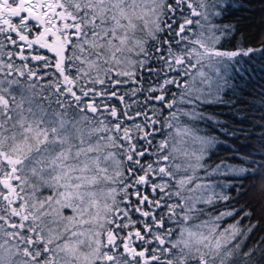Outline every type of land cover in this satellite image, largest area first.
Masks as SVG:
<instances>
[{
    "label": "snow or ice",
    "instance_id": "6c2138e0",
    "mask_svg": "<svg viewBox=\"0 0 264 264\" xmlns=\"http://www.w3.org/2000/svg\"><path fill=\"white\" fill-rule=\"evenodd\" d=\"M234 3L0 0V264H264V135L194 127L264 60Z\"/></svg>",
    "mask_w": 264,
    "mask_h": 264
},
{
    "label": "trees",
    "instance_id": "16d2710c",
    "mask_svg": "<svg viewBox=\"0 0 264 264\" xmlns=\"http://www.w3.org/2000/svg\"><path fill=\"white\" fill-rule=\"evenodd\" d=\"M243 3L244 8L239 9V4ZM264 17V3L261 0H235L234 3V15L230 17L232 22L240 20L241 28L244 30V34L251 40L255 38L259 39L260 31V20ZM227 22V21H226ZM248 73L245 75V81H241L243 86L245 82L247 87L243 94L237 92L235 96L230 94V103L235 104L236 107L232 108L228 104L225 105H203L202 108L207 115H215L216 118L221 122L229 125L228 129H221L219 125L215 122H210L208 120L194 122V127H196L201 135H211L215 136L218 143L215 148L210 149L211 155L206 158V162L209 166H214L219 163L221 159L231 156V152L225 151L227 145H231L233 148L241 147L247 144H253L258 146V140L261 135H264V125L261 117H264V60L257 57L255 60L251 61L248 65ZM243 121L242 123L240 121ZM244 129L243 133L237 132L236 135L240 138L235 140L234 137L229 136L225 141L224 133L230 131L231 129ZM251 135V139H246L245 137ZM197 146L189 144L188 149L191 151ZM243 154V153H241ZM258 159V157H257ZM203 175V173H200ZM216 192L225 191L229 192L232 196H237V192H242L248 189H252L248 196L240 199V203L243 204L253 197V204L258 208V201L261 199L260 195L257 193L256 189L253 188L254 185L258 186L261 181L256 179L248 180H226L223 176H213L210 178ZM231 183L233 187L228 188V184ZM243 183L244 188L240 189L239 184Z\"/></svg>",
    "mask_w": 264,
    "mask_h": 264
},
{
    "label": "rangeland",
    "instance_id": "374dc122",
    "mask_svg": "<svg viewBox=\"0 0 264 264\" xmlns=\"http://www.w3.org/2000/svg\"><path fill=\"white\" fill-rule=\"evenodd\" d=\"M260 32V31H259ZM263 122H264V120H263Z\"/></svg>",
    "mask_w": 264,
    "mask_h": 264
}]
</instances>
